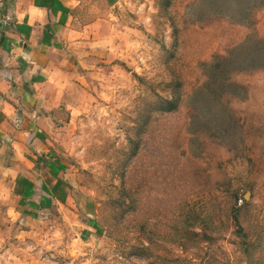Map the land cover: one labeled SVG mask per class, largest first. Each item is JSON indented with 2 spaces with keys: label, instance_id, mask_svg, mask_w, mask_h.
<instances>
[{
  "label": "rangeland",
  "instance_id": "obj_1",
  "mask_svg": "<svg viewBox=\"0 0 264 264\" xmlns=\"http://www.w3.org/2000/svg\"><path fill=\"white\" fill-rule=\"evenodd\" d=\"M73 14L60 198L0 172V264H264V0Z\"/></svg>",
  "mask_w": 264,
  "mask_h": 264
},
{
  "label": "crops",
  "instance_id": "obj_2",
  "mask_svg": "<svg viewBox=\"0 0 264 264\" xmlns=\"http://www.w3.org/2000/svg\"><path fill=\"white\" fill-rule=\"evenodd\" d=\"M81 2L0 0V172L22 197L60 198V76Z\"/></svg>",
  "mask_w": 264,
  "mask_h": 264
},
{
  "label": "built area",
  "instance_id": "obj_3",
  "mask_svg": "<svg viewBox=\"0 0 264 264\" xmlns=\"http://www.w3.org/2000/svg\"><path fill=\"white\" fill-rule=\"evenodd\" d=\"M239 203H241V204H242V203H243V199H240Z\"/></svg>",
  "mask_w": 264,
  "mask_h": 264
},
{
  "label": "water",
  "instance_id": "obj_4",
  "mask_svg": "<svg viewBox=\"0 0 264 264\" xmlns=\"http://www.w3.org/2000/svg\"><path fill=\"white\" fill-rule=\"evenodd\" d=\"M247 198L249 197V195L246 196Z\"/></svg>",
  "mask_w": 264,
  "mask_h": 264
}]
</instances>
